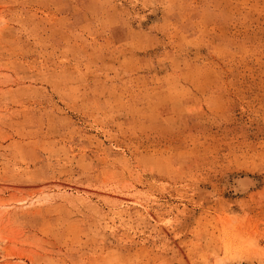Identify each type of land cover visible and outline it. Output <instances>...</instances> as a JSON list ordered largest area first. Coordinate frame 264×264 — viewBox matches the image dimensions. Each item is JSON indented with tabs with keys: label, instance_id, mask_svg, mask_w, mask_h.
I'll use <instances>...</instances> for the list:
<instances>
[{
	"label": "rangeland",
	"instance_id": "1",
	"mask_svg": "<svg viewBox=\"0 0 264 264\" xmlns=\"http://www.w3.org/2000/svg\"><path fill=\"white\" fill-rule=\"evenodd\" d=\"M0 264H264V0H0Z\"/></svg>",
	"mask_w": 264,
	"mask_h": 264
},
{
	"label": "bare ground",
	"instance_id": "2",
	"mask_svg": "<svg viewBox=\"0 0 264 264\" xmlns=\"http://www.w3.org/2000/svg\"><path fill=\"white\" fill-rule=\"evenodd\" d=\"M247 178V177H246ZM249 179V178H248ZM238 181H239V179H238ZM245 182H248V180H243V183H245ZM250 183H251V181H250Z\"/></svg>",
	"mask_w": 264,
	"mask_h": 264
}]
</instances>
